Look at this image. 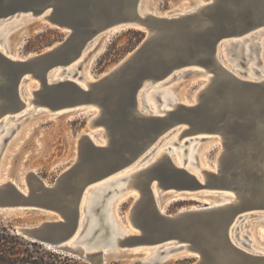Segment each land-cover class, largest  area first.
Returning <instances> with one entry per match:
<instances>
[{
	"label": "water",
	"instance_id": "obj_1",
	"mask_svg": "<svg viewBox=\"0 0 264 264\" xmlns=\"http://www.w3.org/2000/svg\"><path fill=\"white\" fill-rule=\"evenodd\" d=\"M141 3L0 0V23L30 14L31 20L66 30L62 40L36 56L14 59L0 49V117L24 107L20 86L30 75L39 81L31 98L34 110L56 114L66 109H98L87 128L103 129L105 138L104 144L97 143L82 132L75 161L53 184L36 171L27 173L24 184L12 180L0 184V216L36 217L35 223L19 224L18 233L92 264H106L105 247L112 254H136L138 247L155 249L149 257L135 255L129 264H158L173 253L195 255L192 264H264V253L246 245L238 234L246 217L264 212V75L250 77L249 67L239 61L226 66L218 55L227 40L228 50L239 54L244 49L241 38L264 27V0H211L172 15L143 11ZM115 26L136 27L146 36L86 86L73 77L50 79L56 65L67 70L65 66L89 49L98 35ZM187 72L201 79L189 103L172 101L162 112L139 106L138 94ZM178 129H182L180 138L186 137L185 144L220 138L216 171H203L201 181L169 153L135 170L127 178V188L110 190L138 193L137 199L131 194L127 210L132 233L123 231L110 215L112 195L105 193L82 204L89 185L152 148L151 153L161 138ZM203 186L219 188V193L231 191L237 198L173 213L165 209L169 192L184 196ZM82 245L96 250L86 253Z\"/></svg>",
	"mask_w": 264,
	"mask_h": 264
},
{
	"label": "rangeland",
	"instance_id": "obj_2",
	"mask_svg": "<svg viewBox=\"0 0 264 264\" xmlns=\"http://www.w3.org/2000/svg\"><path fill=\"white\" fill-rule=\"evenodd\" d=\"M199 1L201 0H148V4L151 10L157 9L161 14H170L181 9H191L190 7L197 5ZM254 32L257 33L255 38L249 40L250 44L249 41L243 43L244 47L249 44L250 49L238 54L235 53L236 49L234 52H230L225 47L224 60L226 62L228 60L229 64L239 61L245 68L254 62L253 67L262 72L264 69V27L250 33ZM65 36V29L52 26L39 19L30 20L29 18L17 17L0 23V42H4L2 39L6 38L10 52L21 57L43 53ZM145 36L146 32L136 27L118 28L111 32L102 33L93 45L82 54L80 64L78 63L73 71L61 74L60 68L57 74L61 76L76 74L82 78L84 76H101L133 51ZM232 55L234 60L231 59ZM200 80L199 77L187 72L176 77L170 83L150 87L147 91L163 90L160 94L153 93L156 106L161 107L165 102H160L157 96L163 99L167 93L173 92L181 99L190 98ZM36 86H38V81L35 79L28 77V80L24 81V91L29 88L34 89ZM32 108L33 105L29 103L18 111L6 114V117L0 122V181L12 179L18 184H24V178L28 171L35 170L47 183L53 184L59 175L75 161L78 154L79 135L83 131L87 129L97 140H102L103 129L87 128L94 109H66L53 114L43 111L37 112L39 109L34 110ZM175 138V135L167 138L168 145ZM173 148L177 147L173 146L168 151L174 159L179 157L181 162L185 163L184 159L187 158L188 152L192 151L194 155L192 164L203 167L201 163L211 165L215 163L217 154L221 149V143L218 141V137L212 136L199 141L194 140L189 145L179 146L177 151H173ZM185 148L187 149L186 152ZM205 190L217 193L212 195V193L203 192ZM219 190L221 189L208 186L193 189L184 196L171 198L164 203V207L168 212L173 213L180 209L204 205L209 200L219 201L224 199ZM132 199L130 193L118 204V213L122 221L127 220V210ZM0 218L5 222H11L17 233L16 228L19 224L37 222L36 217L23 214L0 216ZM250 219L246 217L238 230V234L246 245L256 242L257 245L264 247V212L257 213ZM252 234L255 239L251 237ZM46 246L50 249L48 245ZM143 252L128 253L119 257L112 256L106 264H129L135 260V255H142ZM195 260V255L179 253L158 264H192Z\"/></svg>",
	"mask_w": 264,
	"mask_h": 264
},
{
	"label": "bare ground",
	"instance_id": "obj_3",
	"mask_svg": "<svg viewBox=\"0 0 264 264\" xmlns=\"http://www.w3.org/2000/svg\"><path fill=\"white\" fill-rule=\"evenodd\" d=\"M209 1H211V0H201V1H199V2H197V5H195V6H192V7H190L191 9H194V8H196V7H198L200 4H203V3H206V2H209ZM141 5H142V9H143V11H149L150 10V7H149V4H148V0H142V3H141ZM191 9H181V10H179V11H177V12H175V13H182V12H185V11H188V10H191ZM155 11H157L158 12V10L157 9H155ZM160 14H161V12H159ZM175 13H170V14H166V15H172V14H175ZM19 17H22V18H29L30 20L32 19V16L30 15V14H26V15H23V16H19ZM17 18V17H16ZM13 19H15V18H13ZM12 19V20H13ZM118 28H125V27H123V26H115V27H113V28H110V29H108L107 31H104L103 33H106V32H111V31H113V30H115V29H118ZM260 31H262V30H260ZM257 32H254V33H250V34H248L247 35V37H242L241 38V40H242V42L244 43V42H248L249 40H251L252 38H255L254 36H255V34H256ZM102 34V33H101ZM100 34V35H101ZM100 35H98L94 40H93V42L91 43V46L93 45V43L97 40V38L100 36ZM246 38V39H245ZM0 39H1V37H0ZM2 41H4V42H0V49H1V51H3L5 54H7L8 56H10V57H12V58H14V59H24V58H26V56L25 57H21V56H19V55H16V54H14V53H12V52H10V50H9V43H8V40L6 39V38H4V39H2ZM228 44H229V41L227 40V41H224L222 44H221V46L219 47V49H218V55L220 54L221 55V57H220V59H221V61L226 65V66H229V65H233V64H229V62H228V60H227V62L224 60V48L226 47L227 48V46H228ZM249 44H250V41H249ZM249 44H247V46L246 47H244V49H242L240 52H245L246 50H248V49H250V47H249ZM239 45H241V44H239ZM90 46V47H91ZM244 46V45H243ZM50 48V47H49ZM48 48V49H49ZM86 50L87 49H83V51H82V53L80 54V56L77 58V59H75V60H73L71 63H69V64H67L65 67L67 68V70H62V68H61V66H63L62 64L61 65H56V68L55 69H53L52 71H51V73H50V79H56V78H64V77H69V78H71V77H73V78H75L76 80H78L83 86H86V82L88 81V80H92V79H95V77H85L84 76V78L83 79H80L79 77L80 76H76V74H74V75H72V76H70V75H64V76H61V75H59V74H57V71H58V69H60L61 68V74L64 72H67V73H69V72H71V71H73L74 70V68H75V66L78 64V63H80V59H81V57H82V54L84 53V52H86ZM226 50V49H225ZM254 54V53H253ZM38 55V54H37ZM31 56V55H30ZM34 56H36V55H34ZM254 56V55H253ZM80 60V61H79ZM253 64H254V62H253ZM253 64H251L250 66H249V68H248V70H247V74L250 76V77H257V76H261V75H264V69H262V72L261 71H254V67H253ZM230 67V66H229ZM68 70H69V72H68ZM60 71V70H59ZM107 72V71H106ZM105 72V73H106ZM255 74H257V75H255ZM28 77H30L31 78V76L30 75H28L27 76V79H28ZM31 79H33V78H31ZM36 81H38L37 79H35ZM25 81V80H24ZM24 81H22V83H21V86H20V92H21V96L23 97V99H24V101H25V103H24V107H26V105L27 104H29V103H31L32 104V101H31V98H32V95H33V92H34V89H36V88H38L37 86L36 87H34V89H32V88H29L28 90L27 89H25V91H24ZM39 82V81H38ZM158 87V86H157ZM160 90H162V89H156V90H152V91H145L144 92V94H143V97L141 96V93L140 94H138V97H139V106L140 107H143L144 109H151V110H153V111H155V112H162L163 111V109H166V108H170V106H171V104H170V102H172V101H182V102H185V103H189L192 99L191 98H187V99H181V98H179V97H177V95L176 94H174L173 92H171V94H169V93H167L165 96H163V99H161L160 97H158L157 96V99L158 100H160V102H165L164 103V105L163 106H161V107H157L156 106V104H155V102H154V100H153V93L154 92H158V91H160ZM143 100H144V102L147 104L146 106H145V103H143ZM23 108V107H22ZM21 108V109H22ZM32 109H34V106H33V108ZM16 111V110H15ZM18 111V110H17ZM96 111V112H95ZM94 111V113H97L98 112V109H96ZM14 112V111H13ZM10 113V112H9ZM6 114H8V113H5L2 117H0V122H2L3 121V119L6 117ZM90 129V128H89ZM181 131H182V129H178L177 131H174V132H172L171 134H169L168 136H164L163 138H161L157 143H156V146H155V149L153 150V151H151V153H149L148 154V152L152 149H150V150H148L146 153H143L142 155L143 156H145L146 154V157H145V159L143 160L142 158H143V156L141 155L138 159H136V161H134L132 164H130V165H128V166H126L125 168H123V169H120V170H118V171H116L115 173H112L111 175H109L108 177H106L105 179H103V180H101V181H99V182H97V183H94V184H92V185H89L87 188H86V190H85V193H84V196H83V200H82V204L84 205V204H88V203H90L91 202V200H92V198L93 197H96V198H98V197H100L101 195H103V194H109V195H112V196H110L109 197V199L110 198H112V203H111V206H112V209H111V212H110V215L111 216H113V218H114V220H115V223L117 224V226H119L123 231H125L126 233H132V232H134V229H133V227L129 224V218H128V214H127V216H126V218H127V220L126 221H122L121 220V218H120V214L118 213V204H119V202L121 201V200H123L124 198H126L127 196H128V193H119V192H116L115 193V191L112 193V192H110V190L111 189H113V188H115V187H117L118 189H123V188H127L126 187V184H127V178L130 176V174L131 173H133L135 170H137V169H139V168H141V167H144V166H146V165H148V164H150V163H152L153 161H155V160H157L159 157H161L164 153H169L170 154V152L168 151V149L169 148H172L173 146H176L177 148L179 147V146H185V145H189L191 142H193V141H191V142H189V144H185L184 143V141H185V139H186V137H184V136H182L181 138H180V133H181ZM83 132H88L90 135H91V137H93V139L97 142V143H102V144H104L105 143V138H104V135H103V133H102V140H97L96 138H95V136H92V134L86 129L85 131H83ZM173 135H175L176 136V138L173 140V141H171V143H170V145H168L169 144V142H167L166 140H167V138H169L170 136H173ZM180 138V139H179ZM219 137H218V141H219ZM177 148H173V151H177ZM185 150V152L187 151V149L185 148L184 149ZM179 152V151H178ZM184 152V151H183ZM182 153V152H181ZM178 155V154H177ZM183 155H184V153H183ZM173 156V155H172ZM174 158V157H173ZM175 160V162L178 164V165H185L191 172H193V173H195V174H197L198 176H199V178L201 179V181H203L204 180V178H203V174H204V172L203 171H206V170H213V171H216L217 169H218V165H219V163H218V159H217V157H216V160H215V163L213 164V165H211V164H208V163H201V166H203V167H198V166H196V165H194V164H192V162H193V160H194V155H193V152L191 151H189L188 152V156H187V158H186V162L185 163H183V162H181V160H180V158L178 157L177 159H174ZM187 160H188V162H187ZM183 163V164H182ZM187 163V164H186ZM30 171H35V170H29L28 172H30ZM25 179V178H24ZM117 179H119V180H117ZM10 180H12V179H10ZM10 180H7V181H10ZM114 181V182H112V183H110V181ZM7 181H0V184H3V183H5V182H7ZM12 181H14V180H12ZM109 181V182H108ZM16 182V181H15ZM17 184H18V182H17ZM97 192V193H96ZM158 191H156V189H155V193H156V195H158V193H157ZM203 192H208V193H212V195H215V193H217V192H215V191H213V192H209V191H203ZM131 194H133L134 195V197H135V199H137L138 198V193L137 194H135V193H131ZM179 194H181L179 191H171V192H169L168 193V200H170L171 198H176V197H179L180 195ZM222 194V197H224V199H222V200H219V201H216V200H214V201H208V202H206V203H209V204H218V203H225V202H229V201H233V200H235L237 197H236V195H235V193H233V192H231V191H229V192H224V193H221ZM221 196V195H220ZM110 201V202H111ZM114 204V205H113ZM194 207H199V206H194ZM163 209V211L165 210L164 208H162ZM257 214V213H256ZM111 216H110V220H112V218H111ZM253 217L255 216V215H252ZM83 217H84V213L82 214V219H83ZM249 219H250V217H249ZM253 219V218H252ZM252 219H250V220H252ZM247 223H248V221H247ZM251 223H252V221H251ZM242 225V224H241ZM116 227V226H115ZM20 227H18V229H19ZM80 231L81 230H79L78 232H77V234L71 239V241H70V243L77 237V235L80 233ZM251 237L253 238V239H255L254 238V235L252 234L251 235ZM232 238L234 239V240H236L235 239V235L234 234H232ZM45 245H48V244H45ZM49 246V245H48ZM251 246H252V249L253 250H255L256 252H260V253H264V247L263 246H261V245H257L256 244V242H253L252 244H251ZM73 247H75V242H74V246ZM49 248H51V246H49ZM140 249H143L142 251H144L143 253V255H145L146 257H149V256H151V255H153V252H154V250L155 249H151V248H148V249H145L144 247L143 248H141V247H138L137 249H135V251H133V252H139L140 251ZM82 250L84 251V252H89V250L90 251H92V250H96V247L95 248H91V249H87V247H86V245H82ZM104 251L106 252V254L108 253L109 254V256H107L108 258H107V262H108V260H109V258H111L112 256H121V255H123V254H125V253H127V251H121V252H119V253H117V254H112V253H110L109 252V250H108V247L106 248H104ZM179 253H173V254H171L170 255V257H172V256H175V255H178ZM181 254H184V253H181ZM78 257V256H77ZM81 259H83V258H81ZM86 260V259H85ZM89 262V261H88ZM106 262V263H107ZM92 264V263H91Z\"/></svg>",
	"mask_w": 264,
	"mask_h": 264
},
{
	"label": "trees",
	"instance_id": "obj_4",
	"mask_svg": "<svg viewBox=\"0 0 264 264\" xmlns=\"http://www.w3.org/2000/svg\"><path fill=\"white\" fill-rule=\"evenodd\" d=\"M76 256L48 249L15 231L11 222L0 218V264H88Z\"/></svg>",
	"mask_w": 264,
	"mask_h": 264
}]
</instances>
